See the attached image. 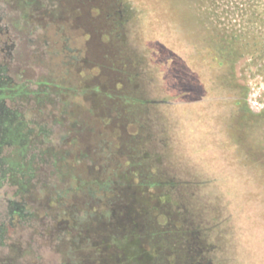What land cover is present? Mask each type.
<instances>
[{
	"label": "rangeland",
	"instance_id": "rangeland-1",
	"mask_svg": "<svg viewBox=\"0 0 264 264\" xmlns=\"http://www.w3.org/2000/svg\"><path fill=\"white\" fill-rule=\"evenodd\" d=\"M3 67L0 264H264V0H0Z\"/></svg>",
	"mask_w": 264,
	"mask_h": 264
},
{
	"label": "trees",
	"instance_id": "trees-1",
	"mask_svg": "<svg viewBox=\"0 0 264 264\" xmlns=\"http://www.w3.org/2000/svg\"><path fill=\"white\" fill-rule=\"evenodd\" d=\"M10 83L6 68H0V205L5 203V213L0 215V237L14 217L26 220L27 216L23 204L13 203L6 197L4 186L10 182L21 185L24 180L33 178V161L39 157L29 152L33 129L27 128L20 114L11 111L6 104L12 96L8 92ZM24 94L28 92L21 88L13 95L19 97Z\"/></svg>",
	"mask_w": 264,
	"mask_h": 264
}]
</instances>
